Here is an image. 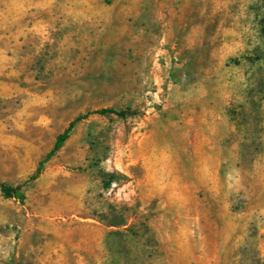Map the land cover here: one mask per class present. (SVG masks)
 I'll use <instances>...</instances> for the list:
<instances>
[{
    "label": "rangeland",
    "instance_id": "obj_1",
    "mask_svg": "<svg viewBox=\"0 0 264 264\" xmlns=\"http://www.w3.org/2000/svg\"><path fill=\"white\" fill-rule=\"evenodd\" d=\"M263 26L264 0H0V264H264Z\"/></svg>",
    "mask_w": 264,
    "mask_h": 264
},
{
    "label": "trees",
    "instance_id": "obj_2",
    "mask_svg": "<svg viewBox=\"0 0 264 264\" xmlns=\"http://www.w3.org/2000/svg\"><path fill=\"white\" fill-rule=\"evenodd\" d=\"M263 33H264V26H263ZM93 113H98V114H107V113H111V114H117L120 116H123L126 114L125 111H120V110H116L114 108H100L97 110H94ZM84 116H79L76 119L72 120L68 126V128L61 134H59L57 136V140L54 144V148L52 149V151H50L45 157L44 159L40 162L38 169H37V173H39V171L41 170V167L43 165V162L47 161L52 154L58 150L64 143L65 139L68 136L69 131L71 130V128L73 127V125ZM0 190L4 193L5 196L7 197H14L17 196L23 199V195L19 193L18 191V187H14L11 185H8L6 183H3L0 181Z\"/></svg>",
    "mask_w": 264,
    "mask_h": 264
}]
</instances>
